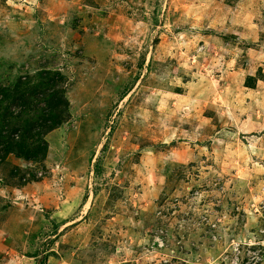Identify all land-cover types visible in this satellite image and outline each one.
<instances>
[{
	"label": "rangeland",
	"instance_id": "374dc122",
	"mask_svg": "<svg viewBox=\"0 0 264 264\" xmlns=\"http://www.w3.org/2000/svg\"><path fill=\"white\" fill-rule=\"evenodd\" d=\"M0 264H264V0H0Z\"/></svg>",
	"mask_w": 264,
	"mask_h": 264
},
{
	"label": "trees",
	"instance_id": "16d2710c",
	"mask_svg": "<svg viewBox=\"0 0 264 264\" xmlns=\"http://www.w3.org/2000/svg\"><path fill=\"white\" fill-rule=\"evenodd\" d=\"M56 103L58 104V106L60 105V104H63V106H65V105H67V103H65V100L63 99H61V101H59L58 99L56 100Z\"/></svg>",
	"mask_w": 264,
	"mask_h": 264
}]
</instances>
